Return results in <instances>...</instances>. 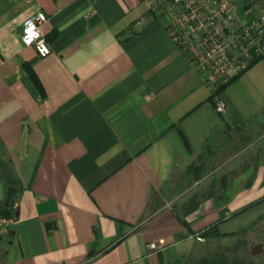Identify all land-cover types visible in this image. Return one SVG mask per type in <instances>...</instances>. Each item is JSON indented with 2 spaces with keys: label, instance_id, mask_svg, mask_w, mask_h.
<instances>
[{
  "label": "crops",
  "instance_id": "0c3cea01",
  "mask_svg": "<svg viewBox=\"0 0 264 264\" xmlns=\"http://www.w3.org/2000/svg\"><path fill=\"white\" fill-rule=\"evenodd\" d=\"M39 11L45 56L21 39ZM0 156V264H248L264 53L215 91L143 0H0Z\"/></svg>",
  "mask_w": 264,
  "mask_h": 264
},
{
  "label": "built area",
  "instance_id": "2783aa9c",
  "mask_svg": "<svg viewBox=\"0 0 264 264\" xmlns=\"http://www.w3.org/2000/svg\"><path fill=\"white\" fill-rule=\"evenodd\" d=\"M157 17L166 20L173 41L187 54L207 82L220 90L233 77L244 72L264 53V0H243L248 11L257 10L255 18L244 19L238 13L240 0H143ZM144 19V17H143ZM48 20L39 11L23 23L21 39L24 45L34 46L40 55L50 51L41 26ZM216 95V110L226 111L225 100ZM0 201V207H1ZM13 216L0 213V235L15 223ZM196 238L205 241L202 233ZM153 250H162L157 242Z\"/></svg>",
  "mask_w": 264,
  "mask_h": 264
},
{
  "label": "rangeland",
  "instance_id": "374dc122",
  "mask_svg": "<svg viewBox=\"0 0 264 264\" xmlns=\"http://www.w3.org/2000/svg\"><path fill=\"white\" fill-rule=\"evenodd\" d=\"M262 220L259 219L258 221L256 220L254 224L256 225V230H255V236L252 237V242L254 245V250H255V255L252 260L251 255H248L249 258V263L248 264H264V253H262V241L264 240L262 237L263 234V229H262Z\"/></svg>",
  "mask_w": 264,
  "mask_h": 264
},
{
  "label": "water",
  "instance_id": "95a60500",
  "mask_svg": "<svg viewBox=\"0 0 264 264\" xmlns=\"http://www.w3.org/2000/svg\"><path fill=\"white\" fill-rule=\"evenodd\" d=\"M0 166L4 169V161L1 158V156H0ZM5 177H6L8 183L10 185L8 187V190H7V196H6V199L4 201V206H9L10 203H11L12 198L17 193V188H16V181L11 179L7 174H5Z\"/></svg>",
  "mask_w": 264,
  "mask_h": 264
},
{
  "label": "trees",
  "instance_id": "16d2710c",
  "mask_svg": "<svg viewBox=\"0 0 264 264\" xmlns=\"http://www.w3.org/2000/svg\"><path fill=\"white\" fill-rule=\"evenodd\" d=\"M254 62H255V61H254ZM221 88H222V86L220 87V89H221ZM13 204H14V197L12 198L11 203H10L9 206H4V205L1 206V208H0L1 212H2L4 215L11 216V215H12V211H10V209H11V207L13 206ZM209 232H210V231H207V232H205V233L208 234Z\"/></svg>",
  "mask_w": 264,
  "mask_h": 264
}]
</instances>
